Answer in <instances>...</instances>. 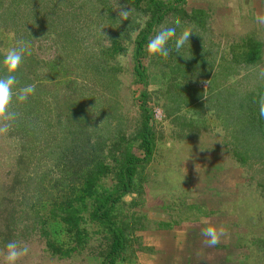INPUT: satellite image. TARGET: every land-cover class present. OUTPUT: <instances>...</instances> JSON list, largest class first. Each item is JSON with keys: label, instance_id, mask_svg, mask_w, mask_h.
Wrapping results in <instances>:
<instances>
[{"label": "rangeland", "instance_id": "374dc122", "mask_svg": "<svg viewBox=\"0 0 264 264\" xmlns=\"http://www.w3.org/2000/svg\"><path fill=\"white\" fill-rule=\"evenodd\" d=\"M24 5L16 27L8 22L5 27L0 19V52L5 55L17 40L28 41L30 55L42 61L38 81L45 87L36 89L22 110L12 104L19 116L9 133L0 136V264H5L2 253L13 240L30 249L18 264H67L46 250V238L64 248L72 242L67 228L48 213V197L54 193L51 181L63 171L57 159L64 137L54 123L56 99L72 96L91 124L88 132L93 139L107 140L108 153L120 137L141 130L138 98L144 88L149 92L147 107L153 114L157 153L153 163L140 170L137 182L143 178L149 183L155 199L166 193L192 194L196 208L208 211L210 206L217 208L216 213L232 208L241 228L238 242L251 251L254 264H264V143L250 123L251 109L257 107L254 99L264 92L259 76L264 61L256 67L243 63L247 48L240 41L220 55L214 46L219 40L210 39L212 31L204 33L195 20L190 21L191 9L180 5L182 26L194 31L189 58H184L186 47L177 52L170 42L173 50L166 59H143L145 87L133 73L135 42L153 13L147 0L139 7L127 0H42L36 15L31 0ZM126 7L133 14L121 21L119 8ZM175 17L164 18L155 33ZM236 22L240 25L241 20ZM234 35L239 34L232 39ZM121 54L127 58L123 65L117 59ZM199 178V187L190 182ZM183 197L182 209L172 212L191 206L192 199ZM152 209L158 210L155 205ZM179 222L178 226H188L193 221ZM89 228L99 245L102 235L97 225L90 223ZM93 263L100 264V258L71 264Z\"/></svg>", "mask_w": 264, "mask_h": 264}, {"label": "trees", "instance_id": "16d2710c", "mask_svg": "<svg viewBox=\"0 0 264 264\" xmlns=\"http://www.w3.org/2000/svg\"><path fill=\"white\" fill-rule=\"evenodd\" d=\"M31 1L35 5L36 15L37 5L42 0ZM127 1L132 6L139 7L145 0ZM147 1L153 13L151 21L136 39L134 49L136 65L133 73L136 82L145 87L148 86V81L142 60L147 58L146 44L149 38L155 35V27L164 18L182 14L177 5L183 0H168L166 3L162 0ZM24 2L25 0H0V19L4 21L5 27L7 22L16 27L17 18L24 14ZM240 42L247 48L243 63L256 67L264 61V45L257 41L253 34L247 35ZM3 57L0 52V74L3 71ZM41 63L37 55L26 54L17 73L20 81L18 86L35 84L36 89H43L45 85L38 81ZM140 95L138 108L142 118L141 130L134 136L120 137L108 153L107 140L101 136L93 139L88 132L91 124L85 118L86 114L80 105L75 100L72 101V96L64 95L56 99L54 123L64 137L62 139L64 144L59 147L57 159L62 162V165L61 163L58 165L62 166L63 171L58 180L51 181L54 193H50L48 197L50 201L48 213L51 220L58 221L67 228L72 236V242L69 247L64 248L46 238V250L53 259L71 264L76 260L86 262L88 257H93L100 258V264H131L136 252L144 249L138 233L149 231L155 225L170 230L181 227L177 222H173V219L170 222L153 221L149 218L150 213L144 211L145 208L149 206L153 208L155 205L150 202L154 193L148 186L149 183L143 178L137 182V177H140V170L155 160L157 144L152 127L153 114L147 107L149 92L144 88ZM14 103L18 109L21 107V110L25 105L18 103L15 98ZM186 104L190 105L189 102ZM37 106L35 103L32 109ZM256 108L251 109L253 118L250 123L255 131L262 135L264 143V118L259 117ZM64 123L66 127H63ZM138 150L141 151L140 156L136 154ZM175 192L178 193L180 190ZM178 196L166 193L164 197H160L161 203L155 207L166 214L174 210L179 211L182 209L179 208V204L184 197ZM194 210L195 206L183 209L180 212L181 217L186 213L191 215ZM90 223L96 224L99 234L102 235L99 245L96 244L89 228ZM44 234L46 235L45 231Z\"/></svg>", "mask_w": 264, "mask_h": 264}, {"label": "crops", "instance_id": "0c3cea01", "mask_svg": "<svg viewBox=\"0 0 264 264\" xmlns=\"http://www.w3.org/2000/svg\"><path fill=\"white\" fill-rule=\"evenodd\" d=\"M180 5L191 9L190 21L195 20L204 33L211 34L212 31L210 39L219 40L214 46L220 49V55L236 47L237 41L250 34L264 45V25L258 24L255 19L258 13L264 14V0H183L177 6ZM237 20H241L240 25L236 24ZM236 33L239 35H234L232 39V35ZM190 182L198 187L201 183L200 178ZM181 195L178 197L192 199L189 202L192 206V194H188L191 198L187 194ZM200 198L205 199L203 196ZM160 199L150 198V202L156 205L161 203ZM233 201L234 199L230 202ZM209 207L210 212L201 206L191 215L182 214L181 218L193 221L188 226L170 230L155 225L149 231L138 233L144 249L136 252L131 264H254L251 251L246 250L244 243L238 242L241 228L237 223L236 211L228 208L216 213L217 208ZM146 212L150 213L149 218L153 221L170 222L173 219V222L180 223V212L166 214L161 209L152 208ZM208 224L226 229L227 236L222 237L221 242L214 248L206 247L203 243L201 229Z\"/></svg>", "mask_w": 264, "mask_h": 264}, {"label": "clouds", "instance_id": "9594fccd", "mask_svg": "<svg viewBox=\"0 0 264 264\" xmlns=\"http://www.w3.org/2000/svg\"><path fill=\"white\" fill-rule=\"evenodd\" d=\"M119 20L126 21L133 14L131 8H119ZM258 24L264 25V14H257L255 17ZM139 23V21H137ZM180 29L179 33L177 29ZM194 33L192 26H182V22L179 16L175 17L169 26L166 23H162L159 30L149 38L145 51L147 58L151 59L154 57L167 58L171 51L174 50L179 52L183 48H187V56L189 58L190 49V37ZM196 34V33H195ZM130 37L134 38L136 33L132 32L129 34ZM105 38V37H104ZM108 40L107 38H105ZM172 42L173 48L169 47V43ZM26 54H30V43L23 39L17 40L15 45L9 48L3 57L2 65L3 71L0 74V136H6L11 130L12 124L17 120L19 113L12 110L11 106L13 100L23 104L27 102L29 97L35 94V84L20 85L17 73L21 68L24 57ZM118 61L123 65L126 63V56L121 54L117 57ZM46 71V70H45ZM261 79H264V71L259 73ZM254 103L258 108V115L260 118H264V94H259L254 99ZM203 151V150H202ZM207 224V221H205ZM201 235L204 237V245L209 248H214L221 242L222 237H226V229L216 227L208 224V226L201 229ZM29 246L22 244L18 241H9L2 255L5 264H18L22 258L28 256Z\"/></svg>", "mask_w": 264, "mask_h": 264}]
</instances>
